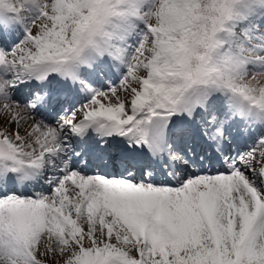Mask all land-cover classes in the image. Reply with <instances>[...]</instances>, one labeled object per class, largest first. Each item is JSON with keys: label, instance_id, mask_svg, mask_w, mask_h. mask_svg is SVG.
<instances>
[{"label": "snow or ice", "instance_id": "6c2138e0", "mask_svg": "<svg viewBox=\"0 0 264 264\" xmlns=\"http://www.w3.org/2000/svg\"><path fill=\"white\" fill-rule=\"evenodd\" d=\"M258 14L264 0H0V264H264Z\"/></svg>", "mask_w": 264, "mask_h": 264}, {"label": "rangeland", "instance_id": "374dc122", "mask_svg": "<svg viewBox=\"0 0 264 264\" xmlns=\"http://www.w3.org/2000/svg\"><path fill=\"white\" fill-rule=\"evenodd\" d=\"M21 35H22V34L19 35V33L17 34V43H19V40L22 39V38H21ZM258 79H259V77H258ZM2 122H3V117L0 116V124H2ZM21 134H22V135L25 134L23 128L21 129Z\"/></svg>", "mask_w": 264, "mask_h": 264}]
</instances>
